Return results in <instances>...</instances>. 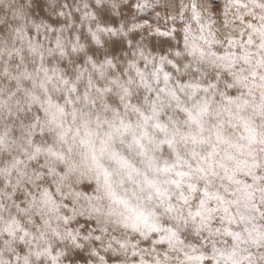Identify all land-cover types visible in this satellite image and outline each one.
<instances>
[{"label":"snow or ice","instance_id":"obj_1","mask_svg":"<svg viewBox=\"0 0 264 264\" xmlns=\"http://www.w3.org/2000/svg\"><path fill=\"white\" fill-rule=\"evenodd\" d=\"M0 264H264V0H0Z\"/></svg>","mask_w":264,"mask_h":264},{"label":"bare ground","instance_id":"obj_2","mask_svg":"<svg viewBox=\"0 0 264 264\" xmlns=\"http://www.w3.org/2000/svg\"><path fill=\"white\" fill-rule=\"evenodd\" d=\"M169 2L168 0H161V3H167Z\"/></svg>","mask_w":264,"mask_h":264},{"label":"rangeland","instance_id":"obj_3","mask_svg":"<svg viewBox=\"0 0 264 264\" xmlns=\"http://www.w3.org/2000/svg\"><path fill=\"white\" fill-rule=\"evenodd\" d=\"M169 1V0H168Z\"/></svg>","mask_w":264,"mask_h":264}]
</instances>
